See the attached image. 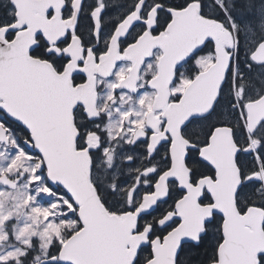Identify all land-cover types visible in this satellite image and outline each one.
Returning a JSON list of instances; mask_svg holds the SVG:
<instances>
[{
    "label": "snow or ice",
    "instance_id": "obj_1",
    "mask_svg": "<svg viewBox=\"0 0 264 264\" xmlns=\"http://www.w3.org/2000/svg\"><path fill=\"white\" fill-rule=\"evenodd\" d=\"M0 264H264V0H0Z\"/></svg>",
    "mask_w": 264,
    "mask_h": 264
}]
</instances>
